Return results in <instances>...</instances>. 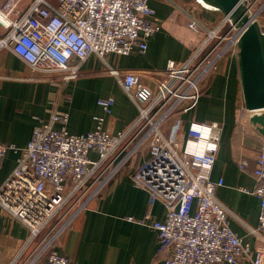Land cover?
<instances>
[{
  "label": "built area",
  "instance_id": "2783aa9c",
  "mask_svg": "<svg viewBox=\"0 0 264 264\" xmlns=\"http://www.w3.org/2000/svg\"><path fill=\"white\" fill-rule=\"evenodd\" d=\"M243 1L259 23L264 0ZM154 14L149 0H0V50L13 51L39 78L62 85L80 75L91 53L104 59L111 52L145 50L147 39L161 26ZM226 24L228 38L223 32ZM187 27L203 39L186 60H168L163 70L144 72L153 79V88L134 70L108 66L107 72L137 107L131 126L136 131L126 143L128 132L102 129V116H94L93 130L74 134L66 128L68 115L57 112L34 126L25 146L0 142V161L9 150L18 154L0 184V208L28 230L18 256L47 228L21 264H74L48 251L50 246L143 146H149L151 154L131 173V180L148 192V210L142 218L128 220L157 232L163 264H235L244 257L251 264H264V246L252 249L230 227L229 212L215 197L222 180L209 179L222 124L194 119L184 124L180 116L196 107L203 81L218 72L230 47L236 48L239 30L227 15L213 27L188 15ZM113 102L112 97L97 101L106 114ZM56 122L61 125L55 127ZM255 161L254 188L240 190L259 199L258 227L250 229L257 235L264 231V151ZM238 166L243 169L244 162ZM155 200L165 207L161 220L150 218Z\"/></svg>",
  "mask_w": 264,
  "mask_h": 264
},
{
  "label": "crops",
  "instance_id": "0c3cea01",
  "mask_svg": "<svg viewBox=\"0 0 264 264\" xmlns=\"http://www.w3.org/2000/svg\"><path fill=\"white\" fill-rule=\"evenodd\" d=\"M149 4L161 26L147 39L145 50L128 55L111 52L104 59L91 53L81 64L80 75L62 85L55 79L39 78L13 51L0 50V142L25 146L34 126L49 121L55 112L68 115L66 128L71 133L93 130L94 116H102V129L111 133L127 131L124 143L129 141L136 131L131 126L137 117V107L117 78L107 72L108 66L134 70L144 85L153 88V79L144 72L161 71L168 60H186L204 37L188 29V15L198 17V8L208 12L197 0H149ZM219 21L201 20L209 27ZM259 25L264 33V13ZM236 54L231 52L223 57L218 72L203 81L196 107L180 116L184 124L192 119L222 124L209 179L222 180L215 188V197L228 210L232 230L255 249L264 246V231L257 235L250 231L258 227L259 199L240 187L254 188L253 169L259 151H264V137L249 123ZM103 97L114 99L109 114L97 103ZM54 125L59 127L61 123ZM150 154L151 148L143 146L120 165L105 188L76 215L48 251L65 255L74 264H163L164 251L158 248L157 232L148 225L128 220V217L142 218L148 210L149 194L134 185L131 173ZM17 155L9 150L0 161V184L13 170ZM89 156L95 157V153L90 151ZM242 162L244 168L240 169L238 164ZM164 213V205L155 200L149 210L150 218L161 220ZM46 230L18 256L28 230L0 208V264H11L14 259L13 264H21ZM235 264L251 262L244 257Z\"/></svg>",
  "mask_w": 264,
  "mask_h": 264
},
{
  "label": "water",
  "instance_id": "95a60500",
  "mask_svg": "<svg viewBox=\"0 0 264 264\" xmlns=\"http://www.w3.org/2000/svg\"><path fill=\"white\" fill-rule=\"evenodd\" d=\"M239 30L236 54L249 123L264 137V33L243 0H202Z\"/></svg>",
  "mask_w": 264,
  "mask_h": 264
},
{
  "label": "rangeland",
  "instance_id": "374dc122",
  "mask_svg": "<svg viewBox=\"0 0 264 264\" xmlns=\"http://www.w3.org/2000/svg\"><path fill=\"white\" fill-rule=\"evenodd\" d=\"M194 2H195V0H194ZM196 4V3H195ZM201 4V3H200ZM200 6H202V4L200 5ZM201 8V7H200ZM206 10V9H205ZM208 10V12L207 11H204V9H199L198 8V13H197V15H198V17H196V18H198L200 21L201 20H203V22L205 21L206 23H209V22H215L217 19H221V18H223V16H226L224 13H222V12H218V11H214V9H207ZM228 28H229V25L228 24H226L225 25V27H224V29H223V32L227 35L226 37L228 38L229 36H230V34H231V32H228ZM223 33V34H224ZM229 35V36H228ZM220 39L221 40H224L223 39V37H222V33H220ZM218 41V40H217ZM225 41V40H224ZM230 52H228V54L229 53H231V52H233V51H235L236 53H237V51H238V46H237V43H236V48L234 47V49H233V47L231 46L230 47V50H229ZM234 52V53H235ZM223 59V58H222ZM211 76V75H210ZM246 112H247V110H246ZM248 113V112H247Z\"/></svg>",
  "mask_w": 264,
  "mask_h": 264
},
{
  "label": "bare ground",
  "instance_id": "6f19581e",
  "mask_svg": "<svg viewBox=\"0 0 264 264\" xmlns=\"http://www.w3.org/2000/svg\"><path fill=\"white\" fill-rule=\"evenodd\" d=\"M199 3H201L203 6H206L209 8V6L207 4H205L202 0H197ZM238 40V39H237Z\"/></svg>",
  "mask_w": 264,
  "mask_h": 264
},
{
  "label": "clouds",
  "instance_id": "9594fccd",
  "mask_svg": "<svg viewBox=\"0 0 264 264\" xmlns=\"http://www.w3.org/2000/svg\"><path fill=\"white\" fill-rule=\"evenodd\" d=\"M205 135H207V132H205Z\"/></svg>",
  "mask_w": 264,
  "mask_h": 264
},
{
  "label": "trees",
  "instance_id": "16d2710c",
  "mask_svg": "<svg viewBox=\"0 0 264 264\" xmlns=\"http://www.w3.org/2000/svg\"><path fill=\"white\" fill-rule=\"evenodd\" d=\"M214 11H217V10H214ZM218 12H220V11H218Z\"/></svg>",
  "mask_w": 264,
  "mask_h": 264
}]
</instances>
